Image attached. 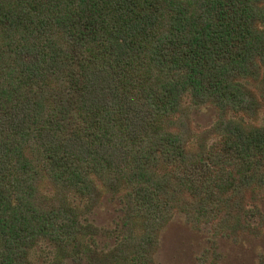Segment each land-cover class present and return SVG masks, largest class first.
<instances>
[{"label":"trees","instance_id":"16d2710c","mask_svg":"<svg viewBox=\"0 0 264 264\" xmlns=\"http://www.w3.org/2000/svg\"><path fill=\"white\" fill-rule=\"evenodd\" d=\"M262 111L264 0H0V264H157L177 213L221 264L217 237L264 228Z\"/></svg>","mask_w":264,"mask_h":264},{"label":"rangeland","instance_id":"374dc122","mask_svg":"<svg viewBox=\"0 0 264 264\" xmlns=\"http://www.w3.org/2000/svg\"><path fill=\"white\" fill-rule=\"evenodd\" d=\"M218 114L214 105H193L190 110L193 131L206 137L207 133L213 132L206 130L214 126ZM259 123H264V111L260 113ZM52 190L50 183L42 186V191L47 194H52ZM260 204L264 212V199ZM119 208L120 202L107 194L88 217L100 227L113 228L120 215ZM211 237L209 228L195 229L186 221L183 213H177L160 231L155 261L157 264H199V257L211 248ZM216 247L217 253L222 256L221 264H259L261 256H264V228L255 234L241 235L239 239L217 237ZM50 249L45 242L32 250L31 257L39 262L48 261L55 254ZM213 258L210 254V259ZM55 260L56 264H61L62 261L66 264H87L86 261L74 263L63 252Z\"/></svg>","mask_w":264,"mask_h":264}]
</instances>
